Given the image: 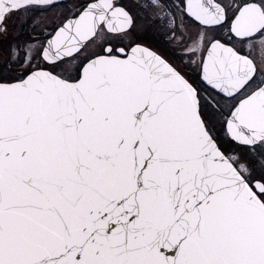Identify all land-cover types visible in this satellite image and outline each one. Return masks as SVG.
<instances>
[{
	"label": "snow or ice",
	"instance_id": "snow-or-ice-1",
	"mask_svg": "<svg viewBox=\"0 0 264 264\" xmlns=\"http://www.w3.org/2000/svg\"><path fill=\"white\" fill-rule=\"evenodd\" d=\"M0 264H264V0H0Z\"/></svg>",
	"mask_w": 264,
	"mask_h": 264
},
{
	"label": "flooded vegetation",
	"instance_id": "flooded-vegetation-1",
	"mask_svg": "<svg viewBox=\"0 0 264 264\" xmlns=\"http://www.w3.org/2000/svg\"><path fill=\"white\" fill-rule=\"evenodd\" d=\"M154 43L156 44L157 47H160L161 49L166 47L165 40L162 36L156 35L155 37L152 38Z\"/></svg>",
	"mask_w": 264,
	"mask_h": 264
}]
</instances>
